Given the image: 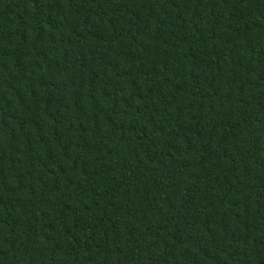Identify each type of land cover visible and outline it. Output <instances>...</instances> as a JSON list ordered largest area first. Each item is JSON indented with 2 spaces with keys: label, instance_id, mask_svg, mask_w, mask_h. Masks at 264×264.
<instances>
[{
  "label": "trees",
  "instance_id": "16d2710c",
  "mask_svg": "<svg viewBox=\"0 0 264 264\" xmlns=\"http://www.w3.org/2000/svg\"><path fill=\"white\" fill-rule=\"evenodd\" d=\"M0 264H264V0H0Z\"/></svg>",
  "mask_w": 264,
  "mask_h": 264
}]
</instances>
